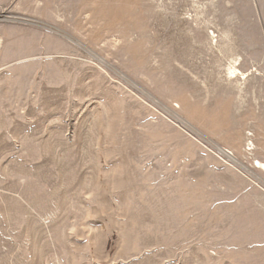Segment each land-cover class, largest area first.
<instances>
[{
  "label": "rangeland",
  "instance_id": "rangeland-1",
  "mask_svg": "<svg viewBox=\"0 0 264 264\" xmlns=\"http://www.w3.org/2000/svg\"><path fill=\"white\" fill-rule=\"evenodd\" d=\"M0 264H264V0H0Z\"/></svg>",
  "mask_w": 264,
  "mask_h": 264
},
{
  "label": "bare ground",
  "instance_id": "bare-ground-1",
  "mask_svg": "<svg viewBox=\"0 0 264 264\" xmlns=\"http://www.w3.org/2000/svg\"><path fill=\"white\" fill-rule=\"evenodd\" d=\"M237 63V62H236ZM235 64V63H234ZM237 65V64H236ZM237 72V71H236ZM230 75H235L234 69L232 71H229ZM242 75V74H241ZM238 76V75H237ZM240 76V75H239ZM246 76V75H245ZM233 77V76H232ZM243 78V76H241ZM258 162V161H257ZM259 163V162H258ZM260 165V164H259ZM258 166V165H257ZM263 166V165H262ZM261 167V166H260ZM263 170V169H262Z\"/></svg>",
  "mask_w": 264,
  "mask_h": 264
}]
</instances>
